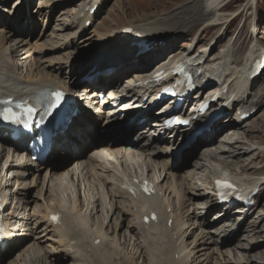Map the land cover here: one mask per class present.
<instances>
[{
    "label": "rangeland",
    "instance_id": "obj_1",
    "mask_svg": "<svg viewBox=\"0 0 264 264\" xmlns=\"http://www.w3.org/2000/svg\"><path fill=\"white\" fill-rule=\"evenodd\" d=\"M22 1L0 0V42L9 40L8 46L14 48L13 51L15 52L9 57L4 56L0 59V79L4 81L1 84L0 92H7V90L18 92L26 86H33L46 81L45 78L42 80V74L39 75L40 77H36L43 68L44 71L49 72L56 69V74L60 78L59 81L64 84L82 85L80 81L83 78L77 77L80 75L77 68L87 66L88 63L97 60L103 52L114 51V47L108 45L109 40L114 37L117 38L125 27L140 26L152 30L153 27L147 26L149 22L164 19H172V21L158 27V29H163V35H167L166 37L162 35L165 39H159L161 42L159 44L163 46L167 40L170 41L171 34L169 32L173 30L175 32L184 31L183 35L187 38L183 36V38L176 40L174 49L169 48L165 56L156 62H151L144 71L137 72L135 70L126 74L118 81L122 88L131 86L136 82L138 76L150 74L158 65L168 64L173 58L182 60L190 55L202 65L206 63V71H209L211 64L225 63L228 65L226 73L230 76L232 73H238L242 70L253 52L256 51V54L264 53V0H225L227 3H222L224 0H104L103 7L97 14L94 24L86 29L79 27V15L94 0H39L37 9H34L29 1L28 8L32 7V12L28 15ZM217 3L220 5L219 7L225 4L229 5L221 11H217L215 9ZM189 9L191 11H188ZM155 12H158L157 15L159 16ZM153 15H155L154 19L148 20L151 17L148 18L147 16L153 17ZM174 16L177 18L173 19ZM210 25L212 28L209 27ZM174 27L178 28L174 29ZM12 33L18 35L15 37ZM180 33L182 32H178V34ZM175 38L173 36L171 41H174ZM105 43L107 44L102 47V44ZM205 49H207V55L203 54ZM228 52H230L229 55ZM146 55L147 60L152 58L148 53ZM16 63L19 65L14 66ZM206 76L208 77V73ZM213 80H217L216 76H213ZM233 84L238 87L240 96L251 95V103L245 102L242 104V108L255 110V113L245 123L239 125L242 128L237 131L240 136L226 137L229 131L226 132V128L222 127L227 124V120L235 119L234 113H231L226 115L222 123L219 124L220 126L217 128L219 135H213L208 143L198 144L189 153L178 157L173 156L171 158L172 146L169 143L172 142L175 145L177 142L168 136L167 142L169 143L159 147V150H146L145 152L133 149H120L119 151L117 149V152L123 154L122 158L120 154L107 156L108 151H103L102 156L97 158L99 162H90L92 165L85 168L74 165L72 169L74 160H76L74 156L68 157L64 152L59 151L49 158L48 165L57 166L60 165L61 161H63L62 163L70 162L66 167H71V170L58 180L50 178L46 170L30 176L26 175L20 182L15 180L11 191L13 197L9 200L11 205L9 204L7 215L9 214L11 217V214L15 212V215L19 217L17 220L21 222V228L17 229L16 249L6 253V258L1 260L0 264H58L55 262V255L60 249L56 245L58 238L52 237L51 231H45L48 228L44 227L46 209L58 204L66 211L65 217L68 219H70L68 217L69 212H74L75 221L72 222L73 225L85 232L91 229L95 234L100 233L103 237L106 236L109 239L108 241L106 239L108 250L110 244L114 242L120 248L123 246L120 250L117 247L114 248V251L111 250L118 254L112 256L114 264H132L133 262V264H144L142 257L145 252L136 250V245H134L137 242L134 233L137 232H125L126 228L122 230L120 227L123 221L118 223V217L115 218L118 211L127 212L131 207V203L127 199L116 198L118 180L122 173L129 175L146 174L161 185L162 192L160 196L156 197L154 203L160 209L161 218L164 220L156 228L143 229L145 246L149 244L148 248L150 252L154 253V259L155 256L164 259L162 264H179V262L194 264L195 260L200 261L199 264H264L263 258L258 255L253 258V262H249L254 251H250L249 256L245 252L254 247H256L255 251L264 249V72L262 77L253 85H248L239 79L235 80ZM211 85L215 86L216 84ZM235 129L229 128V130ZM100 130L104 131L101 132ZM223 131L225 133H222ZM105 135H107V131L100 128L96 134V139L106 140ZM129 135L122 134V137L126 140L130 138ZM119 136V134H114L108 138L119 141L117 139ZM138 136L140 137V133L135 135L136 141H140ZM237 138L246 146V149L241 151L245 154L243 160L246 165L241 163L245 167L250 166L256 169L250 174L244 173V169L240 170L238 165L231 164L227 168L218 161L221 159L220 157L216 160L211 157L214 153L221 155L220 150H230L231 145L235 148V141H239ZM220 140L222 141L218 142ZM97 147L99 145L94 144L88 148L80 162L90 160L96 153L94 148ZM238 148L241 149L240 146ZM160 151H165L167 154L162 156L163 159H159L160 161L153 160L156 163H152V161L150 163L149 155ZM7 153L8 150L6 155H8ZM113 157L118 158V161H114ZM224 158L230 163L231 157L227 155ZM234 159H237V162L242 160V158ZM111 160L114 161L112 165L110 164ZM167 162L170 163L169 168L164 167ZM150 164L152 170L149 167ZM243 165H241V169ZM4 166L5 163L2 167L4 168ZM163 167L164 171H162ZM197 167L199 168L197 169ZM6 171L7 169L2 172V176L6 174ZM221 173L230 174L243 183L254 181L257 184V191L254 194L255 202L247 209V212L240 215L235 211L229 213L228 222L230 221L229 225L234 223V229L229 231L230 233L227 235L218 234V237H210L214 239L215 243L234 242L233 246L225 249L222 248L221 244L205 247L210 239L208 232L212 231H207L208 229L205 230L203 226H200L201 222L205 220L208 224L213 225L210 226V229L217 230L224 222L223 219L219 218V215L217 216L221 212H218L217 206L214 207L212 195L209 194L212 178ZM157 175L160 177L156 178ZM108 182L111 183L110 187L106 185ZM104 183L105 185H103ZM11 193L9 192V197ZM200 194H206L203 196L210 198V206L207 205L208 203H204L206 198L198 197ZM192 196H196V198ZM202 199L203 202H196ZM168 205H170L171 210L166 208ZM144 207L145 204L142 201L137 203V211ZM114 209L115 212H113ZM205 209L209 210L206 211ZM194 210L197 211L199 220L194 219L193 221L191 219L189 221V225L185 227V230L188 227L185 235L182 236L179 227H176L175 231L166 228L165 214L173 216L172 218L176 216L177 220L181 221L188 219V215H193ZM107 218L108 221H106ZM125 219L124 221H131L136 218L129 213ZM64 222L66 224L65 219ZM117 225L119 227L115 232ZM53 229L55 230V228ZM87 233L89 234V232ZM83 235L82 232L78 231V228H74L72 231L75 242L83 246L86 264H97L96 260L102 258L107 249L103 247L98 252H93L90 248L91 241L84 239ZM223 238L224 240H222ZM133 239L135 242L132 241ZM183 243L186 245L180 248ZM172 247L180 250L179 253L173 252L167 256ZM63 250L61 249V251ZM192 253L195 254L192 256ZM60 255L57 256V259ZM71 255L73 252L69 255L70 258ZM70 258L66 263L79 264L74 263ZM170 259L173 262H170Z\"/></svg>",
    "mask_w": 264,
    "mask_h": 264
},
{
    "label": "bare ground",
    "instance_id": "obj_2",
    "mask_svg": "<svg viewBox=\"0 0 264 264\" xmlns=\"http://www.w3.org/2000/svg\"><path fill=\"white\" fill-rule=\"evenodd\" d=\"M24 1V0H23ZM22 1V2H23ZM31 1V4L33 6L34 9H37L36 7H39V0H30ZM94 2H98L100 4V6L103 7V2L104 0H95ZM222 3H227L225 0L222 2ZM25 5V3L23 4ZM229 4H225L223 5L222 7H219L220 5L217 3V5L215 6V9L217 11H221V9H224L226 6H228ZM3 6V5H2ZM92 6V3L91 4H88L86 6V8L88 9L89 7ZM218 7V8H217ZM101 8V7H100ZM199 8V7H197ZM220 8V10H218ZM159 9V8H157ZM214 9V8H213ZM100 10V9H99ZM99 10H98V14H99ZM153 10H156V9H153ZM188 11H191V9H189ZM16 10L14 11V14H15ZM136 12V11H135ZM34 15H35V12H33ZM121 13V12H120ZM127 13V12H126ZM133 13V12H132ZM138 13V12H137ZM136 13V14H137ZM156 15L158 12H155ZM197 13H200V11H197ZM128 14V13H127ZM129 15V14H128ZM209 15V14H208ZM154 16H147L148 20H152L154 19ZM159 16V15H157ZM156 16V17H157ZM130 17V16H129ZM134 17V15H133ZM174 18H177V17H173ZM96 19V15L93 17V21H95ZM172 21V19H164V20H158L157 22L155 21H152V22H149L147 26H150V27H153L152 30L151 29H145V28H142L140 26H138L140 28V30L142 31H148L151 32V33H148L150 34L149 38H148V41H147V47H150L151 50L149 51L150 53H148L149 56H151L152 58H149L147 60V55H145L147 52H139L138 49L136 50H131V49H127L124 45L122 46V49H120L118 52V55H116L115 57L111 58V59H108V60H93L91 63H88L87 66H83V67H78L77 70L79 71V74L77 77H82L83 80L80 81L82 82V85H79V84H76V85H73V83L71 84H64L62 83L59 78V76L56 74L57 72L54 70L53 72H49V71H44V68L42 70H40L38 72V75H36V77H40L39 75H41V78L42 80L45 78L46 81L44 82H40L36 85H31V87H25L23 90H20L18 92H15V91H12L11 90H7L8 92H11V96H20V94L24 93V95H27V93H32L36 90H44V89H49V88H55V87H62V88H65L66 90H74V89H79V87H82L81 89H85V90H91V89H100V90H106V89H120V85L118 83L119 80H121L126 74H128L129 72H133V71H137V72H142L145 70V68H147L151 62H156L157 60L161 59L163 56H165V53H167L169 51V48L171 49H174L175 48V41L176 40H179L180 38H187L185 35H183V32L184 31H171L169 32V34H171V39L173 38V36H175V40L174 41H170L167 40L164 45L162 46L161 44H159L160 40L159 39H165L162 37V35L164 34L163 33V29H158V27H162L163 24H167V23H170ZM132 22V21H131ZM195 22V21H194ZM122 23V22H121ZM196 23H199V22H196ZM133 24V23H132ZM214 25V24H213ZM165 26V25H164ZM80 27V26H79ZM209 27L212 28V26L210 25ZM216 27V26H215ZM81 28V27H80ZM178 27H174V29H177ZM69 29V27H68ZM71 29V28H70ZM155 29V32H153V30ZM158 29V30H156ZM178 32H182L180 34H178ZM189 32V31H187ZM13 34V33H12ZM147 34V35H148ZM157 34V35H156ZM18 34H13V36H17ZM156 35V36H155ZM178 35V36H177ZM164 37H166L167 35H163ZM12 38V36H11ZM10 39V38H9ZM18 39V38H17ZM200 40V39H199ZM11 41V40H10ZM19 41V40H18ZM15 42V40L13 41V43ZM17 42V41H16ZM161 43V42H160ZM9 44V40H4L2 42H0V59L4 56H11L13 55V49L8 46ZM18 47V46H17ZM38 47V46H37ZM135 48V47H133ZM18 51V50H16ZM139 52V53H138ZM15 53V52H14ZM230 52H228V55H229ZM203 54L204 55H207V49H205L203 51ZM16 55H17V52H16ZM257 54H256V51L253 52V54H251V56L249 57V59L247 60L248 62H251L254 57H256ZM16 57V56H15ZM185 60H190L195 66H198L197 68H201L203 69V72L204 73H208V77H211V76H216L217 80L216 81V84L217 86L215 88H210V89H217V90H221V89H224L225 87H227L229 90H233L234 87L230 86L229 83L231 82V80L235 77V76H238L237 74H231L230 76L227 75V71L226 70V67H228V65H226L225 63L222 64V63H216V64H211L210 65V68H209V71H206L205 70V66H206V63H204L202 66L200 65V63L198 61H196V59L190 55H188L186 58H184ZM38 60V59H37ZM40 61V60H39ZM173 62H176L178 60H176V58H173L172 60ZM15 62V61H14ZM36 62V60H35ZM41 62V61H40ZM247 62V63H248ZM1 64V63H0ZM19 63H16L14 66H18ZM28 65V64H27ZM25 65V66H27ZM164 66V64H160L157 66L158 67H162ZM26 68V67H25ZM28 68V67H27ZM40 68V67H39ZM50 70V69H49ZM38 71V70H37ZM36 71V72H37ZM1 72V70H0ZM30 74V73H29ZM216 74V75H215ZM82 75V76H81ZM143 75H140L138 76L137 78H141ZM76 77V78H77ZM31 78V77H30ZM33 78V77H32ZM59 78V79H58ZM136 78V79H137ZM237 78V77H236ZM235 78V79H236ZM234 79V81H235ZM32 80V79H31ZM40 80V79H39ZM40 80V81H42ZM53 80H55L54 82H52ZM3 82V81H1ZM61 82V83H60ZM215 82V81H214ZM219 82V83H218ZM246 82V81H245ZM233 83V81H232ZM132 87V86H131ZM129 87V88H131ZM210 87V85L206 86L204 89H202V92H203V95L201 98H199V102L197 103H200L202 101L205 100V98L207 97L208 95V92L204 93V91H211L209 90L208 88ZM150 92H153L152 90H149L148 91V94ZM200 92V94L202 93ZM89 93H93V92H89ZM10 94H8L7 96H9ZM251 95L249 94L248 96L246 97H238L237 99H235V102L232 106H235V105H238V104H243L246 102H250L251 100ZM195 98V97H194ZM198 98V97H196ZM204 98V99H203ZM196 102H194V104L192 103V106L195 105ZM251 103V102H250ZM128 105V104H126ZM227 111V110H226ZM83 116L80 117V116H74L72 118H69L67 123H65V126H64V129L61 130V132L58 134V135H55L52 140H51V148H50V153L49 154H53L55 155V151L59 152L60 150L63 151L65 153V155H67L68 157L70 156H74V158L76 160H74V164L72 166V169L74 168V165H79L80 167L82 168H85L86 166L88 165H92L90 162L92 163H96V162H99L97 161V158H99L101 155V153L103 151H108L107 152V156H110V154H113L114 156L117 155V154H120L119 152H117V149L120 151V149H133L135 151H145L146 150L150 151V150H159L161 146H163L164 144H167L169 142H167V139L166 140H163V139H156L155 138V135H152V133H159L160 130L159 129H155L153 128V130L151 129H147L146 131H143L142 134H140V141H136L135 140V135L136 133H138V129H132L130 127V125H127L128 127H124L123 130L120 128L119 132H107V135H105L107 137L106 140H98L96 139V134L98 132V130L102 127V128H105L107 131L109 130H114V127H116V122H115V119L112 120V119H109V118H102V119H97V120H93L89 114L85 111V110H82L81 111ZM99 112V111H98ZM246 112V111H245ZM137 115L135 116H132L133 118H130L129 120L131 121L132 119L136 118ZM138 123L141 122V117L138 118ZM244 123V122H243ZM240 123L238 121L235 122H230V124H228L227 126H225L224 128L225 131H229L227 134H226V137H232V138H235L237 136H240L238 134L237 131H240L242 128L241 126H239ZM217 126H219V124H215V126L213 127L212 131L211 132H208L205 134L204 137H201L200 140L194 145L192 146L191 148H188L186 150H184L182 152V155L186 154V153H189L191 150H193L198 144H204V143H208L209 140L213 137V135L218 134V129H217ZM233 126V127H232ZM140 128V127H139ZM144 129V127H141ZM229 128H236L235 130H229ZM127 131V132H126ZM152 131V133L150 132ZM225 131H223L222 133H225ZM151 134H150V133ZM115 133H119V137L116 140H111L110 138L115 134ZM122 134H130V138L129 139H126L122 137ZM168 134V133H167ZM166 134V135H167ZM111 136V137H110ZM110 137V138H108ZM185 141L184 142H180V143H176L174 145V143L170 142L169 145L172 146V156L171 158L174 156V153L173 152H176L177 150H182L184 146H186V142H187V136L185 134L182 133V136H181ZM172 138V137H171ZM210 138V139H209ZM182 139V140H183ZM178 140H179V137H178ZM237 140L239 141H235V144H236V147L234 148L233 145L230 146V150H220L219 153L221 155H218L217 153L211 155L212 158H214L215 160L220 157L221 159L218 160L220 161L225 167H230L231 164L232 165H238L239 169L240 170H243L244 173H252L253 170H256L255 168H251L250 166L248 167H245L244 164V160H243V157L245 156V154H243L241 151L246 149L245 145L243 143H241L240 139L237 138ZM242 140V138H241ZM246 140V139H245ZM118 141V142H117ZM180 141V140H179ZM222 140L218 141V142H221ZM116 142V144H115ZM94 144H98L99 147L97 148H94V151H96L95 155H93L90 160L88 159L87 161H82L80 162L81 158L84 156L85 154V151L90 148L92 145ZM0 147H2V149H0V194H1V197L2 199H4V205L8 204V200H11L12 197H13V193H11V191L13 190L12 186L14 185L15 183V180H17L18 182H20L21 180L24 179V177L26 175L30 176L31 174L33 175L34 173L36 172H40L42 170H46L47 173H49L50 175V178H53V179H59L60 177H62L65 173H67L68 171L71 170V167H66L67 165H69L70 162L68 163H62L63 161L60 162V165H48V160H46V162L43 164V165H40V164H37V165H31L26 163H19V159L20 157L24 156L22 153L20 152H16V150H12V152H8L6 155V151L8 148H11L13 145H17L19 148L23 145V144H19L17 142H14L12 143L9 139L5 138V137H2L1 136V131H0ZM21 145V146H20ZM240 146L241 149L238 148V146ZM55 146H57L55 148ZM57 149V150H56ZM2 150V152H1ZM128 152V151H127ZM250 153V152H249ZM133 154V153H132ZM165 154H167L165 151H160L159 153L157 152H153L151 153L149 156H150V163L152 161V163H156L155 161L153 160H156L158 161L159 159H163L162 156H165ZM121 155V158L123 157V154H120ZM229 156L231 157L230 160V163L225 160L224 157L226 156ZM112 156V155H111ZM148 157V156H147ZM23 158V157H22ZM29 158V157H28ZM120 158V159H121ZM234 158H242V160L240 162H237L236 160L237 159H234ZM4 159V161H3ZM103 159V158H102ZM148 160V158H146ZM113 160L114 161H118V158L116 157H113ZM113 161V162H114ZM145 161V160H144ZM149 161V160H148ZM160 161V160H159ZM169 161V160H167ZM113 162H110V164H114ZM170 162V161H169ZM167 162L164 167H167L169 168L170 167V163ZM244 164H242V163ZM5 163V166L4 168L2 167V165ZM143 164V163H142ZM147 164V163H146ZM149 165V164H148ZM241 165L242 166V169H241ZM147 166V165H145ZM66 167V168H65ZM92 167V166H90ZM141 167V166H140ZM144 167V166H143ZM150 168L152 167V165L150 164L149 166ZM164 167L162 168V171H164ZM245 167V168H244ZM81 168V169H82ZM149 168V169H150ZM199 167H197L198 169ZM6 174L4 176H2V172L4 170H6ZM55 169V170H54ZM126 169V168H125ZM196 169V171H198ZM152 170V168H151ZM167 170V169H166ZM169 170V169H168ZM258 170V169H257ZM255 172H260V171H255ZM247 174V175H248ZM196 175V174H195ZM145 178H147V175L144 174ZM121 177H126V174L122 173L121 174ZM149 177V176H148ZM160 176L157 175L156 178H159ZM121 180V178H120ZM99 181V179H98ZM97 182V181H96ZM255 182H249L248 184L252 185L254 184ZM121 182L119 181V186L117 187L116 189V198H125L127 199L130 203H131V207L128 209V211H118L115 215V218L118 217V223L119 221H123V223L121 224V228L122 230H125V232H137V233H134L133 235L135 236L137 242L136 243H141V244H136L134 243V245H136L135 249L138 250V251H144L145 252V255L142 257L143 260H144V264H162V261L164 262V259L162 258H159L157 256H155V259H154V253L151 251H149V248H148V245L145 246V238H143V235L145 234L144 231L141 229V228H144L145 226H148V225H145L142 223V218H143V215L146 211V208H143L142 211L140 212H135L134 211V208L136 207V200L135 198H132L130 197L125 191H123L121 189ZM105 185V183L103 184ZM106 185H108L110 187L111 183L108 182ZM113 185V184H112ZM159 185V183H158ZM156 185V192L160 191L161 190V185ZM28 186V185H27ZM159 188V189H158ZM198 189V188H197ZM9 192L11 193L10 197L8 196ZM162 192V190L160 191ZM213 192V189H212V183H211V186L209 187V194H211ZM19 192H17L18 194ZM114 193V192H113ZM115 194V193H114ZM19 195V194H18ZM203 195H206V194H203ZM202 194L198 195V197H201V198H206L205 199V202L204 203H208L207 205H211L210 203V198L209 197H204ZM21 196V195H19ZM23 196V194H22ZM112 196L115 197V195L112 194ZM193 198H196V196H192ZM112 198V197H111ZM124 199V200H125ZM192 199V198H191ZM203 199L202 200H197L196 202H203ZM140 200H142L145 204L149 205L152 203V201H155V198L154 197H151V198H146V197H142L140 196ZM212 200H214L213 196H212ZM194 202V201H193ZM214 203V202H213ZM11 205V204H10ZM191 205V204H190ZM202 206V205H201ZM170 207V205H168L166 208ZM197 207V206H196ZM115 208V206H114ZM198 208V207H197ZM47 209H48V212H47ZM45 211V224H44V227L45 228H48V230L45 229V231H51L52 233V237H57L58 238V241L56 243V245H58L57 247L60 248L57 252V254L55 255L56 257V261L55 262H58V264H70V263H66L67 260L70 258V254H71V251H74L73 252V255H71V260L74 262V263H79V264H86V258L84 256V252H83V246L80 244V243H73V241L75 240L74 236L73 238L70 236V234L72 235V231L74 228H78V230H80L82 232V234H84L82 237L84 239H88V240H92L91 241V244H90V248L92 249L93 252H98L99 250H101V248L103 247H106V239L107 237H103L102 234L100 233H96V235L94 234L95 232H93L91 229L88 230L87 232H89V234H93L95 236H89L87 232L83 231L81 228H79L78 226H75L72 224V222L75 221V218H70L68 219L67 217H65V221H66V224L68 225L69 224V227L68 226H65L64 224V216H62V219H61V223L64 224V226L67 228L68 232L66 230H63V232L61 230H58L59 228H57L54 223H52V221L49 220V215L50 213H63L61 211V207L60 205H54V206H51V207H48ZM233 209V208H232ZM231 208L228 210V211H233ZM236 209V208H235ZM204 210V209H203ZM206 211H208L209 209H205ZM83 211V209H82ZM196 210H194V214L193 215H188L187 218L188 219H183L181 221H178L177 220V217L174 216V222H173V225H172V230L175 231V228L176 227H179L182 231V236L185 235L187 232H185L187 229L185 230V227L189 225V221H191V219L194 221V219L197 221L199 220V215L197 213V211L195 212ZM17 212V211H16ZM115 212V209L114 211ZM6 213H7V210H6ZM77 213V211H76ZM129 213L130 214H133V216L136 218L135 220H126L127 219V216H129ZM197 213V214H196ZM74 214V212H73ZM78 214V213H77ZM111 214V213H110ZM191 214V213H190ZM200 214V213H199ZM12 216L11 217H7L6 221H7V231L9 232V234L11 235V237L9 238H6L5 240V245H8V242L10 241V238H15V235L17 234L18 232V228H21L20 227V224L21 222L19 220H17V217L15 215V212L14 214H11ZM201 215V214H200ZM222 215L221 216V219H223V224L220 228H218L217 230H212L213 228L210 229V226H213L211 224H208L207 222H205V220H203L200 224V226L204 227L205 230L207 231H212V232H208V238L210 237H213V236H217L218 237V233L219 232H222L223 235H227L228 233H230L229 231H231V229L234 227V223L231 224V227L229 230H227V226L228 224L226 223L227 220H228V213H225V214H220ZM10 216V215H9ZM75 216V214L73 215ZM164 217L166 218V224L168 222V220H170V218H172L173 216H167L166 214L164 215ZM176 217V218H175ZM9 218V219H8ZM114 218V219H115ZM126 218V219H125ZM124 219L126 221H124ZM160 219V218H159ZM203 219V218H202ZM109 219L107 218L106 221H108ZM140 220V222H139ZM201 220V218H200ZM196 224V223H195ZM55 226V227H54ZM58 227H60L58 225ZM118 227L119 225L116 226V230L115 232H117L118 230ZM141 227V228H140ZM150 228H156L154 226V224H150L149 225ZM52 228V229H51ZM55 228V230L53 229ZM149 228V229H150ZM50 229V230H49ZM63 229V228H62ZM113 230V228H112ZM44 231V232H45ZM213 231H217V232H213ZM129 232V233H130ZM251 232V231H250ZM87 233V234H86ZM257 234V233H256ZM7 236L8 233H7ZM181 236V237H182ZM231 237V236H230ZM251 237V236H250ZM105 238V239H103ZM121 238V236H120ZM18 239V237L16 238ZM97 239H102V244L101 245H95V242L97 241ZM109 239H107L108 241ZM224 240V238L222 239ZM134 241V239L132 240ZM218 241V240H217ZM122 242V241H121ZM135 242V241H134ZM204 242V241H203ZM202 242V243H203ZM264 242V241H263ZM12 245L14 242H11ZM233 243L234 242H227V241H222L221 243H218V242H214V239L213 238H210L209 241L205 244L207 246H212V245H220L222 246V248H228L230 246H233ZM116 244V246H115ZM197 244V242H196ZM111 246H109V250L108 248L106 247V251L105 253H103V257L96 260L97 261V264H114L112 262V256L113 255H118L117 253H114L113 251H111V247H117L119 248V250L123 247L120 248V246H118L117 243H111L110 244ZM186 244L183 243L182 246L180 248H183V246H185ZM189 245V244H188ZM204 245V244H203ZM150 246H152V244L150 243ZM191 246V245H190ZM198 247V245H196ZM201 246V245H200ZM237 246V245H236ZM176 247V246H175ZM196 247V248H197ZM214 247V246H213ZM13 247H11L12 249ZM15 248V246H14ZM241 248V247H239ZM255 248H252V249H249V251H245L248 256L250 253V251H254V253L252 254V257L250 258L251 260L249 262H253V258L258 255L259 257L263 258L264 260V249H258L257 251H255ZM16 249V248H15ZM61 249L63 251H61ZM204 249V248H203ZM135 250V251H136ZM197 250V249H196ZM241 250V249H240ZM244 250H246V248H244ZM180 251V250H179ZM178 249H173L172 247V250L170 252L167 253V256H169L171 253H176L178 254L179 253ZM201 251H203L201 249ZM210 251V250H209ZM208 251V252H209ZM27 252V251H26ZM60 252V253H59ZM62 252V253H61ZM215 252V251H214ZM8 253V252H7ZM55 253V252H54ZM82 253V254H81ZM138 253V252H137ZM140 253V252H139ZM138 253V254H139ZM197 253V252H196ZM211 253V252H210ZM61 254V255H60ZM65 254V256H64ZM121 255V253H119ZM150 254H151V257H150ZM193 254L195 253H192L191 255L193 256ZM198 254V253H197ZM205 254V253H204ZM215 254V253H214ZM60 255V257L57 259V256ZM208 255V254H207ZM5 256H7V254L5 253V249H3V251L1 250L0 251V260H4V258H6ZM146 256V257H145ZM200 256V255H199ZM214 256V255H213ZM219 256V255H218ZM189 257V256H188ZM206 257V256H205ZM85 258V259H84ZM141 258V259H142ZM166 258V257H165ZM174 258V257H173ZM191 258V256H190ZM204 258V257H203ZM187 259V257H186ZM195 259V257H194ZM171 260V259H170ZM192 260V259H191ZM209 260V259H208ZM17 261V260H16ZM50 261V260H49ZM154 261V262H153ZM194 261V260H193ZM196 261V260H195ZM194 261V264H199L200 261ZM48 262V260H47ZM170 262H173L172 260ZM134 263V262H133ZM132 263V264H133ZM205 263V261H204ZM228 263H230L228 261ZM48 264V263H46ZM72 264V263H71ZM130 264V263H129ZM179 264H184V263H181L179 262ZM187 264H191V263H187ZM212 264V263H211ZM242 264V263H241ZM250 264V263H249Z\"/></svg>",
    "mask_w": 264,
    "mask_h": 264
},
{
    "label": "snow or ice",
    "instance_id": "obj_3",
    "mask_svg": "<svg viewBox=\"0 0 264 264\" xmlns=\"http://www.w3.org/2000/svg\"><path fill=\"white\" fill-rule=\"evenodd\" d=\"M59 99V96L57 97ZM3 103H10L9 101H4ZM5 111H10V110H5Z\"/></svg>",
    "mask_w": 264,
    "mask_h": 264
},
{
    "label": "trees",
    "instance_id": "obj_4",
    "mask_svg": "<svg viewBox=\"0 0 264 264\" xmlns=\"http://www.w3.org/2000/svg\"><path fill=\"white\" fill-rule=\"evenodd\" d=\"M54 83H56V82H54Z\"/></svg>",
    "mask_w": 264,
    "mask_h": 264
}]
</instances>
